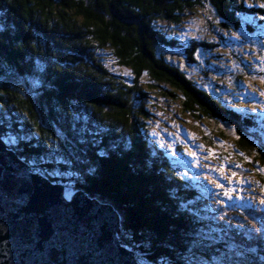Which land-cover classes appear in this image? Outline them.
I'll use <instances>...</instances> for the list:
<instances>
[{
  "label": "trees",
  "instance_id": "trees-1",
  "mask_svg": "<svg viewBox=\"0 0 264 264\" xmlns=\"http://www.w3.org/2000/svg\"><path fill=\"white\" fill-rule=\"evenodd\" d=\"M211 3L222 27L252 34L257 31L260 45L264 44V21L259 19L264 9L234 6L232 0ZM203 6L202 0H0V21L6 19L11 25V31L0 36V54L7 58L6 63L10 61V66L0 70V85H6L2 89L5 95L0 96V117L6 113L11 117L5 121L6 127H0V135L14 133L19 120L26 121V129L32 130L36 140L54 138L55 126L49 124L57 111L63 113L64 106L83 110L91 127L104 134L98 149L106 155L96 156L97 149L89 151L95 172L87 178L81 176L76 188L118 210L121 228L132 234L130 246L140 241L141 233L163 234L169 224L186 222L191 209L214 227L230 222L227 242L246 253L259 246V251L249 253L248 264H260L264 237L249 235L252 230L247 221L264 219V210L250 211L249 204L244 212L235 207L225 212L226 204L239 200L235 193L231 199L224 196L222 206H212L206 193L211 185L206 183L202 189L194 179L180 175L173 158L150 136L146 121L149 88L180 99L183 111L197 119L227 120L239 133V152L251 157L246 165L253 166L256 173L252 185L264 187V171L257 170L264 169V150L259 147L264 140L260 132L264 116L238 108L198 86L162 51L181 48L196 62L198 48L208 52L218 47L217 42L193 38L182 44L163 31V22L181 24ZM249 15L257 18L246 19ZM115 65L131 75L113 71ZM33 79L44 84L40 99L31 94ZM223 87L226 91L231 88L224 82ZM125 142L128 148L123 152L108 148ZM19 151L32 156L38 149L24 145ZM227 168L239 173L246 169L229 164ZM218 181L238 190L235 183L229 185L222 178ZM196 184L197 189L190 186ZM161 251L154 249L152 258Z\"/></svg>",
  "mask_w": 264,
  "mask_h": 264
},
{
  "label": "snow or ice",
  "instance_id": "snow-or-ice-1",
  "mask_svg": "<svg viewBox=\"0 0 264 264\" xmlns=\"http://www.w3.org/2000/svg\"><path fill=\"white\" fill-rule=\"evenodd\" d=\"M203 11L205 14L213 12V5L211 0L204 2ZM234 6L247 5L249 8L256 7L264 9V0H232ZM209 20H213L212 15H208ZM250 19V18H246ZM264 21V16L259 17ZM203 22V18L200 19ZM219 18L213 20V23L219 24ZM166 23V22H165ZM194 26V25H190ZM11 31V25L7 20L0 21V36H4L6 32ZM175 34V33H172ZM227 35V32L223 33ZM181 39L186 35L180 33ZM194 40H199L202 37L196 34L189 33ZM233 37L239 38L237 32H232ZM3 41H0V45ZM196 60H199L203 54L202 49L196 50ZM171 60L172 57L170 56ZM7 58L0 54V70L10 66V61L6 63ZM261 62H264V56L259 57ZM109 62L111 58H109ZM107 67V64L105 65ZM178 67L183 70L186 65L184 63L183 54L180 55V62ZM249 67H257V65L250 64ZM261 72H264V67H260ZM115 71V69H113ZM124 76L131 75L130 72L125 71ZM259 79L261 85H264V75L249 77L247 85L253 92H257L260 97H264V88H253L251 81ZM31 94L36 99H40L41 92L44 89V84L40 79L31 80ZM232 86L231 78H229V87ZM6 85H0V96L5 95L3 88ZM50 102V101H49ZM71 109V110H70ZM253 113L259 111L264 116V102L260 104H253L251 107ZM11 117L7 113L0 117V127H6L5 121ZM88 117L83 110L71 108V106H64L63 113L57 111L53 117L52 123L49 127L55 126V137L48 139L36 140L32 130L25 127L26 121H16V130L6 132L0 135V185H3L7 178L11 175L13 178L18 177H39L43 181H47L52 186H61L62 188V210H57L54 213V231L52 238L48 241L47 251L38 244L33 243L34 237L38 235L39 225L36 223H28L21 221L22 233L27 237V241L23 244L21 252L13 255L9 240L5 239V229L0 226V264H58L54 253L57 251L63 255L69 250L77 249L78 247L87 243L89 251L100 257V264H128L125 254L131 257L132 264H248L250 259L249 253L259 251V246L256 249H249L248 253L241 250L235 243H228L226 237L228 236V229L232 224L228 221L223 226H212L204 223L196 213L188 209L191 215L186 216V222L171 223L167 226L166 232L163 234L152 232L148 234L141 233L142 238L139 242H133L130 246L128 241L133 239L129 230L121 228L115 233L114 242H109L106 246L97 244V230L93 223L96 213L105 207L99 201H94V206L86 209V217L82 218L77 215L72 208V202L77 191L76 185L81 176L87 178L90 174H94L95 168L89 162V151L97 149L94 154L96 156L106 155L104 150L98 149V144L103 143L104 134L98 128H93L88 123ZM60 121H64L63 124ZM41 123H44L42 120ZM175 125V122L173 121ZM264 125V120L261 121ZM229 126L233 134H236V128L232 127L227 120H224L220 127ZM179 127V126H177ZM261 134H264V126L260 128ZM154 135H159L154 132ZM179 135L177 139H179ZM237 138H239L237 136ZM161 146L168 148L174 147L173 144H164L160 142ZM221 145L224 141H219ZM28 146L33 149H38L34 155L29 156L19 151L20 146ZM200 147H203L201 145ZM261 150H264V140L259 144ZM111 151L123 152L128 148V144L112 143L108 146ZM189 155L196 157L197 152L190 147H185ZM209 155H213L215 149L208 148ZM243 155V153H241ZM227 159V158H226ZM245 160L250 161L251 157L244 156ZM209 167H212L209 165ZM236 169H240V164H235ZM222 176L225 173V163L222 161L218 168L215 169ZM231 174L225 178L229 185L235 183L234 177H237V171L228 169ZM264 171V169H257ZM216 188L223 190L225 197L232 198L233 193L238 199H242L240 191L234 187H226L223 183L208 178ZM240 184L244 180H238ZM260 192L264 194V187H261ZM224 203V201H220ZM259 203L264 205V195L259 197ZM244 207L245 205H239ZM183 207V205H181ZM180 219L179 216L176 217ZM224 219V217H220ZM248 220L247 223L251 226V233L255 237H264V219L260 220L259 226L254 221ZM102 232V228H101ZM87 237V240L85 239ZM160 248L163 251L159 255L152 258L154 249ZM136 248V252H133ZM254 261L256 257L251 256ZM264 264V260L260 261Z\"/></svg>",
  "mask_w": 264,
  "mask_h": 264
},
{
  "label": "rangeland",
  "instance_id": "rangeland-1",
  "mask_svg": "<svg viewBox=\"0 0 264 264\" xmlns=\"http://www.w3.org/2000/svg\"><path fill=\"white\" fill-rule=\"evenodd\" d=\"M255 2L253 0V3ZM208 15H212L213 20L219 18L221 21L220 17L213 12L205 14L199 10L181 24L173 25L163 22V31L170 38L177 39L182 44L191 40L193 37L188 34L194 32L196 36L202 37L199 40L217 42L218 47L208 52L202 49L203 54L196 62L190 61L181 48H163L162 51L168 58L171 56V60L177 65L180 62V55L183 54L186 65L183 70L198 86L229 100L230 104L238 108L251 110L253 104L264 102V97H260L257 92H253L247 87L249 77L264 75V72L259 70L260 67H264V62L259 60V57L264 56V44L260 45L257 31L252 34L243 29L224 28L221 22L215 24L213 20H209L207 18ZM201 18H203L202 23L200 22ZM247 18H257V16L252 17L249 15ZM225 32H227V35L223 34ZM232 32H237L239 38L233 37L231 35ZM259 32L263 33V31ZM180 33L186 34L183 39H181ZM196 55L197 52L194 55L195 59ZM250 64L257 65V67H249ZM114 69L119 72L128 71L118 65H115ZM229 78H231L232 86L226 91L223 87V82L229 85ZM251 84L253 88H264V85L260 84L259 79L251 81ZM148 90L150 96L146 98L145 106L148 111L146 121L150 126L149 134L173 158V166L177 172L187 177V179L192 178L195 180L198 178V180L203 182V185H206L209 177L212 179L222 178L228 184L225 177L230 175L231 172L228 170L227 164L235 167V164L230 162H239L240 165L242 164L240 169L246 167L242 171L245 174L240 175L238 173L241 171H237V177H234L233 181H235L242 199L232 205L226 204L227 209L224 211L229 212L230 208L235 207L237 211L241 212L249 204L251 205L250 208L248 207L250 211L254 209L264 210V205L259 203V197L264 194L260 192L261 188H256L252 185L256 176L253 166L250 164L246 165L248 160L243 159L244 154L241 155L242 152H239V138H237L239 133L237 129L234 135L229 126L220 127L222 122L197 119L189 112L183 111L180 99H175L170 95H162L157 88H149ZM231 126L234 127V125ZM154 132H158L159 135H154ZM178 135L179 139H177ZM161 141L165 145L171 143L174 147L161 146ZM219 141H224V144L221 145ZM201 145L203 147H200ZM186 146L197 152V156L189 155L185 150ZM208 148L215 149L213 155H209ZM183 156L184 158H182ZM222 161L225 163L223 176L215 170ZM188 164L191 170L186 168ZM209 165L212 167H209ZM240 178L244 180L243 184L238 182ZM261 182L264 183V178ZM203 185L201 184L200 187L203 188ZM211 187L210 197L214 196L215 198L212 201L214 202L212 205L222 206L220 201H224L223 190L216 188L212 183ZM239 205L245 206L240 207ZM260 220L261 218L258 217L254 223L259 226Z\"/></svg>",
  "mask_w": 264,
  "mask_h": 264
},
{
  "label": "water",
  "instance_id": "water-1",
  "mask_svg": "<svg viewBox=\"0 0 264 264\" xmlns=\"http://www.w3.org/2000/svg\"><path fill=\"white\" fill-rule=\"evenodd\" d=\"M2 147L0 145V149ZM94 201L99 200L80 189L75 193L72 208L77 215L87 219L86 209L93 207ZM103 204L105 207L96 213L93 223L97 230V244L106 246L109 242H114L115 233L120 230V222L118 210L109 203ZM57 210H62V188L59 185L52 186L39 177L13 178L11 175L0 185V226L5 229L4 238L9 240L13 255L21 252L27 241L21 230V221L39 225L38 235L34 237L33 243L47 251L48 241L54 231V213ZM54 255L58 264H100V257L89 251L87 243L63 255L58 251ZM125 255L128 264H132L131 257Z\"/></svg>",
  "mask_w": 264,
  "mask_h": 264
},
{
  "label": "bare ground",
  "instance_id": "bare-ground-1",
  "mask_svg": "<svg viewBox=\"0 0 264 264\" xmlns=\"http://www.w3.org/2000/svg\"><path fill=\"white\" fill-rule=\"evenodd\" d=\"M230 163H233V164H237V163H234V162H230ZM189 165V164H188ZM188 165H186V168H188ZM190 170H191V168H189ZM189 180V179H188ZM196 180V183L197 184H202L203 185V182H201L200 180H198V178H196L195 179ZM214 180H217L218 181V179L217 178H214ZM207 183H209L210 185H211V182H210V180L207 182ZM195 184V183H194ZM197 184L195 185V186H193V185H190V186H192V187H194L195 189H197L198 187H197ZM205 188V185H203V188L202 189H204ZM209 192H210V189H207L206 190V193H207V195H208V199H209V201H213V200H215V198H214V196L211 198L210 196H211V194H209ZM214 202H212V204H213ZM212 206H214V205H212ZM218 207V206H217ZM119 222H120V229H121V219H120V215H119Z\"/></svg>",
  "mask_w": 264,
  "mask_h": 264
}]
</instances>
